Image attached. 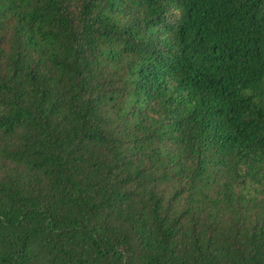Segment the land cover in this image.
Wrapping results in <instances>:
<instances>
[{"label": "trees", "instance_id": "trees-1", "mask_svg": "<svg viewBox=\"0 0 264 264\" xmlns=\"http://www.w3.org/2000/svg\"><path fill=\"white\" fill-rule=\"evenodd\" d=\"M0 264H264V0H0Z\"/></svg>", "mask_w": 264, "mask_h": 264}]
</instances>
